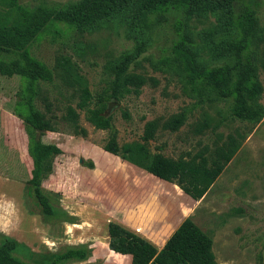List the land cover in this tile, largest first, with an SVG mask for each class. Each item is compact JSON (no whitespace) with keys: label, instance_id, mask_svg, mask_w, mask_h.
<instances>
[{"label":"rangeland","instance_id":"374dc122","mask_svg":"<svg viewBox=\"0 0 264 264\" xmlns=\"http://www.w3.org/2000/svg\"><path fill=\"white\" fill-rule=\"evenodd\" d=\"M73 1L77 0L17 3L37 9L59 8ZM257 19L261 37L257 48L263 50L264 0H260ZM218 25L211 16L191 18L185 26L177 25L168 15H149L137 23L111 19L80 31L56 23L31 40L30 55L52 72L50 83H39L33 104L46 117L52 116L56 132H45L40 140L61 151L41 188L52 198L53 193L59 194L58 205L76 218L74 224L46 220L30 196L26 135L21 121L8 112L17 100L21 81L0 73V235L23 245L16 253L19 258L31 261L32 254L86 245L90 256L71 264H148L169 234L189 218L211 238L216 264H255L264 241V117L254 125L226 120L230 101L216 100L210 94L213 100L208 102L204 94L195 95L183 73L165 60L176 37L175 28L202 58H217V44L225 36ZM125 56L128 71L153 78L156 85H145L138 96L127 95L115 103L108 99L113 67ZM8 58L11 56L5 60ZM258 79L262 86L258 103L263 104L264 74L260 70ZM82 87L89 94L86 108L77 107ZM190 105L195 107L176 132L160 129L163 121ZM67 108L77 114L76 123L84 130V137L66 119ZM91 109L110 117L119 147L141 143L145 123L156 121L154 140L147 142L146 149L172 159L211 145L215 134L219 135L218 143L235 129L245 136L208 193L193 201L175 185L158 183L104 152L108 131L95 129L86 120V111ZM203 117L212 124L219 122V126L214 134L206 130L195 136L191 125ZM160 146L162 149L156 151Z\"/></svg>","mask_w":264,"mask_h":264},{"label":"trees","instance_id":"16d2710c","mask_svg":"<svg viewBox=\"0 0 264 264\" xmlns=\"http://www.w3.org/2000/svg\"><path fill=\"white\" fill-rule=\"evenodd\" d=\"M0 6L4 8L0 12V73L8 77L17 76L21 81L17 100L8 112L23 124L26 152L31 162L26 184L30 196L48 221L74 224L76 220L59 207L58 193H53V199L50 193H45L41 188L42 181L52 172L54 158L61 151L57 146L40 140L43 133L56 132L52 116L46 117L33 104L39 93V83H50L52 72L30 55L29 44L49 26L58 23L68 30L80 31L111 19L137 23L149 15L160 18L168 15L176 20L177 25L186 26L191 18L214 17L225 34L217 44V58H202L196 48L187 46L184 35L178 33L179 28H175L176 37L166 63L172 62L177 66L195 95L204 94L208 102L213 100L208 97L210 94L216 100L230 101L226 120L254 125L264 117V103H258L262 93L259 70L264 74V49L257 48L261 39L257 25L260 0H77L59 8L37 9L22 7L17 0H0ZM6 56L11 58L6 61ZM127 61L125 56L122 62L113 67L114 78L108 99H113L115 103L127 95L138 96L145 85H156L153 78L128 71ZM88 99L89 94L82 87L77 107L86 108ZM194 107L190 105L171 115L161 123L160 129L176 132L186 123ZM66 116L75 131L84 137V130L77 126L75 111L67 108ZM123 116L126 118L125 114ZM86 120L95 129L108 131V138L102 146L104 152L119 157L158 181L175 185L193 201L208 193L245 136L235 129L218 143L219 135L215 134L216 141L211 145H203L196 152L187 151L172 159L146 149L147 142L154 140L158 127L156 121L145 123L141 143L119 147L110 117H105L103 111L87 110ZM218 126L219 122L212 124L209 118L203 117L202 121H195L191 125L190 132L195 136L206 130L214 134ZM161 149L162 146L157 147L156 151ZM211 247V238L191 219L185 218L169 234L148 264H216ZM19 248H23V245L0 235V264H71L83 262L90 256L88 246L70 245L54 253L32 254L34 258L25 261L16 255ZM263 248L264 241L256 253L255 264H263Z\"/></svg>","mask_w":264,"mask_h":264},{"label":"crops","instance_id":"0c3cea01","mask_svg":"<svg viewBox=\"0 0 264 264\" xmlns=\"http://www.w3.org/2000/svg\"><path fill=\"white\" fill-rule=\"evenodd\" d=\"M13 143V141L11 140V144ZM10 147V150H11V148L12 149H14V150H16L17 149V147H11V146H9ZM18 148H20V150H21V147L19 146ZM9 160H11V158L9 159ZM14 161L15 162H17L16 161V159H14ZM136 168V167H135ZM140 170V169H139ZM142 171V170H141ZM144 172V171H143ZM145 174H147L146 172H144ZM147 175H149V174H147ZM151 178H155V177H153V176H151V175H149ZM155 180L158 182V183H167V182H164V181H162V180H159L158 181V179L157 178H155ZM190 199V198H189ZM191 200V199H190ZM261 257H262V262H263V264H264V250H262V252H261Z\"/></svg>","mask_w":264,"mask_h":264},{"label":"water","instance_id":"95a60500","mask_svg":"<svg viewBox=\"0 0 264 264\" xmlns=\"http://www.w3.org/2000/svg\"><path fill=\"white\" fill-rule=\"evenodd\" d=\"M109 110H110V104L106 108V114L109 112ZM38 133H39V131H38ZM78 163H81V159L78 160Z\"/></svg>","mask_w":264,"mask_h":264}]
</instances>
